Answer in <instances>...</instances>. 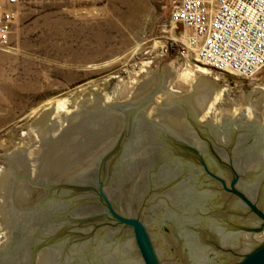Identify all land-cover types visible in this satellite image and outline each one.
<instances>
[{
    "label": "water",
    "instance_id": "obj_1",
    "mask_svg": "<svg viewBox=\"0 0 264 264\" xmlns=\"http://www.w3.org/2000/svg\"><path fill=\"white\" fill-rule=\"evenodd\" d=\"M231 161L245 181L242 189L251 200L259 192L256 206L264 210V141L251 132L122 120L89 124L34 180L26 214L0 251V264H264V240H252L261 231L219 236L210 227L219 222L236 231L257 221L202 167L204 162L211 175L228 183ZM253 163L258 171L243 175ZM180 170L187 179L174 187ZM202 199L201 223L192 229L200 245L184 224H194L187 215ZM238 235L243 239L237 247L221 245L222 239L238 244Z\"/></svg>",
    "mask_w": 264,
    "mask_h": 264
},
{
    "label": "rangeland",
    "instance_id": "obj_2",
    "mask_svg": "<svg viewBox=\"0 0 264 264\" xmlns=\"http://www.w3.org/2000/svg\"><path fill=\"white\" fill-rule=\"evenodd\" d=\"M178 1L30 0L20 8L11 46L0 48V251L26 214L38 174L89 124L146 122L147 114L151 124L159 109L170 111L169 101L173 111L180 109L183 126L239 129L263 138L242 125L248 117L243 121L240 114L260 100L264 106V69L248 80L198 71L204 66L170 21ZM190 96L193 102L205 99L203 106ZM57 101L65 102L67 118L74 120L38 136L44 109ZM251 165L243 175L258 171V164ZM252 240L263 241L264 230Z\"/></svg>",
    "mask_w": 264,
    "mask_h": 264
},
{
    "label": "built area",
    "instance_id": "obj_3",
    "mask_svg": "<svg viewBox=\"0 0 264 264\" xmlns=\"http://www.w3.org/2000/svg\"><path fill=\"white\" fill-rule=\"evenodd\" d=\"M29 1L0 0L1 49L10 48L19 10ZM170 21L210 72L248 80L264 69V0H179Z\"/></svg>",
    "mask_w": 264,
    "mask_h": 264
},
{
    "label": "flooded vegetation",
    "instance_id": "obj_4",
    "mask_svg": "<svg viewBox=\"0 0 264 264\" xmlns=\"http://www.w3.org/2000/svg\"><path fill=\"white\" fill-rule=\"evenodd\" d=\"M250 131L252 130V129H249ZM253 131H257V132H261V133H263L262 131H263V129H259L258 127L257 128H255ZM260 139L261 140H263L264 141V136H263V138L262 137H260ZM235 149V148H234ZM233 149V150H234ZM203 163L204 162H202V167H203V170L205 169V171H206V173L208 174V175H210L211 176V178L213 179V180H215L216 182H218L220 185H221V187L223 188V190L224 191H227L229 194H231L232 196H234V197H236L238 200H239V206H241V207H244V208H246V209H248L249 211H250V213L252 214V215H254L255 216V218H256V223H255V225H254V227H252V226H250V228H247V227H244L243 229H241V230H228V228H226L225 227V225L224 224H222V223H219V222H211L210 223V227L211 228H214L213 229V231L214 232H216L219 236H222V235H229V234H245V232H248L249 230H251V231H254V232H260V231H262V230H264V220L262 219V218H260L255 212H253L252 211V209L250 208V206L242 199V198H240L236 193H241L245 198H246V200H248L252 205H254L255 207H256V209L259 211V212H261L263 215H264V210L263 209H260V208H258L257 206H256V199H257V197H258V193H257V197H256V199L255 200H251L250 198H249V196H248V194L242 189V187H241V185H240V183L242 182H245V181H242L241 180V178H242V176H240L237 172H236V170H235V168H234V166H233V164H232V161H231V166H230V170L232 171V174H233V177H232V179L228 182V183H226L225 182V180L222 178V177H220V176H218V175H211L210 174V172H208V170H207V168H206V165H205V163H204V165H205V168H204V166H203ZM252 165L250 164V165H248V167H251ZM181 171V170H180ZM182 171L180 172V174L174 179V180H176L177 182H176V184L174 185V187H176V185H178L179 183H181V182H183L185 179H187V178H182ZM188 178H191V177H188ZM197 178V177H196ZM216 178H218V179H216ZM198 179V178H197ZM174 180H172V181H174ZM221 180L222 181H224V183H225V188H224V186H223V184L221 183ZM234 182V186L232 187L231 186V184ZM262 183V182H261ZM202 193V192H201ZM197 194H199L200 195V193H198V186H197ZM205 195H209V192H208V194H205ZM207 199H202V200H198V202H199V204L201 205L202 204V206H197L196 207V209H195V212L193 213V214H188L187 216L189 217V216H191L193 219H194V224L193 225H187V224H184V226L186 227L185 229L186 230H190V231H192V233H193V230L192 229H194V228H199V226H200V223H201V221L199 220V217H198V215H197V212L198 213H200V208H203V206H205L206 207V205L204 204V202L206 201ZM170 206L172 207V209H174L175 211H177V212H181V210H180V208H179V206L178 205H173L172 203H170ZM184 208H187L186 210H188V206L187 207H185V206H183V209ZM200 210V211H199ZM204 209H202V211H203ZM106 212H108L107 211V209H106ZM119 213V212H118ZM180 214V213H179ZM124 215V214H123ZM126 216V215H125ZM130 218V217H129ZM136 220H138L139 222H143L142 221V219L141 218H138V219H136ZM170 223H176L177 224V222L176 221H169ZM169 222H167V223H169ZM181 222L183 223V220H181ZM166 223V224H167ZM243 227V226H242ZM177 228H179V225L177 224ZM133 231V230H132ZM180 231V230H179ZM251 231H249V232H251ZM134 235V234H133ZM193 236H194V238L196 239V242L198 243V237H197V235H195L194 233H193ZM238 240H237V242H238V244H231V242H229L228 244H223L224 242H223V239H222V241H221V245L222 246H227V245H230L231 247H237L238 245H239V239H243L242 238V236L241 235H238ZM152 240V239H151ZM240 240V241H241ZM235 242H236V240H235ZM264 243V241L261 243V244H263ZM137 244V243H136ZM198 244H200V243H198ZM260 244V245H261ZM201 245V244H200ZM205 248V247H204ZM254 248H258V246H256V247H254ZM250 250H247V251H245L244 252V255L242 256V260H243V258L247 255V254H249L250 252H252L254 249H251V247L249 248ZM154 251H156V250H154ZM156 253V255H158V251H156L155 252ZM159 259V258H158ZM141 262H143V259H142V257H141ZM144 263V262H143ZM194 264V263H193Z\"/></svg>",
    "mask_w": 264,
    "mask_h": 264
},
{
    "label": "bare ground",
    "instance_id": "obj_5",
    "mask_svg": "<svg viewBox=\"0 0 264 264\" xmlns=\"http://www.w3.org/2000/svg\"><path fill=\"white\" fill-rule=\"evenodd\" d=\"M198 71L202 72L203 74H208L209 73L208 69H206L204 67H198ZM170 90L171 89L169 88V91ZM167 91H168V89H167ZM167 91H166V93H167ZM220 95H222L220 91L214 93L213 94V100L217 101L220 98ZM196 98H197V100H196ZM196 98H195L194 102H193L194 98L191 97V96L187 100L192 102V103H196L197 102L199 104V106H203L205 99H202V100H204L203 103H202V102L199 101L201 98H199V100H198V97H196ZM202 98H204V97H202ZM134 100L136 101L137 99H134ZM188 101L186 103H189ZM262 103H263V100H260L257 103H255L256 105L253 104V105H255V107L253 109L252 108H248V109H245V110L241 111L242 113L240 114V116H241V118H243V121H244L245 117H248V121L246 120L245 123H243L242 125H245L246 128H249V129H252V130H254L257 127L259 129H263L262 132H263V136H264V120H263V117H264V106L262 105ZM170 105L171 104L169 103V101H167L166 102V107H168V110H170V111H165V110H163V108H162V110L159 109L160 110L159 116L154 118V122H151V124H157L156 123V119H157L158 122L161 123V124L165 123V125L183 126V123L180 120L182 118V116L179 115V110L180 109H175V111H173L171 109V107H173V106L169 107ZM196 113H197V111H196ZM67 114H68V112L65 109V102L57 101L56 103H49L47 105V107L44 109V113L41 115V117L39 119V122H41V124L39 125V127H40L39 130L41 132H40V134H38V136L41 137V135H44V130L45 129L47 130L46 127H49V128L53 127L54 128V126H56L59 122L61 123V121H64V123L68 122L70 124L72 122V120H74V119L67 118ZM173 114H175V115H173ZM248 114H250V115H248ZM204 117H205V115H203L201 118L204 119ZM146 118H147L146 122H148L149 120H151L150 118H153V117L150 114H147ZM184 118H185V116L183 115V119ZM3 179H4V177L2 176V178L0 179V184L3 182Z\"/></svg>",
    "mask_w": 264,
    "mask_h": 264
}]
</instances>
